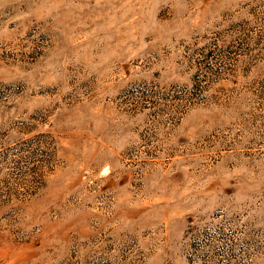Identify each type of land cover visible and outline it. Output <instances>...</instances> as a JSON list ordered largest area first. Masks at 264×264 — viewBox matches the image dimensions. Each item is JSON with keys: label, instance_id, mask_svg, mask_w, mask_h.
<instances>
[{"label": "rangeland", "instance_id": "obj_1", "mask_svg": "<svg viewBox=\"0 0 264 264\" xmlns=\"http://www.w3.org/2000/svg\"><path fill=\"white\" fill-rule=\"evenodd\" d=\"M0 264H264V0H0Z\"/></svg>", "mask_w": 264, "mask_h": 264}]
</instances>
